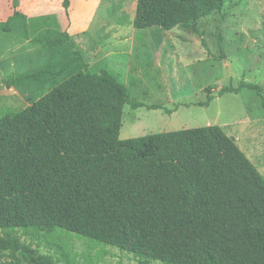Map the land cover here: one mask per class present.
<instances>
[{
	"label": "trees",
	"instance_id": "16d2710c",
	"mask_svg": "<svg viewBox=\"0 0 264 264\" xmlns=\"http://www.w3.org/2000/svg\"><path fill=\"white\" fill-rule=\"evenodd\" d=\"M70 4L62 2L67 16ZM224 6L225 0H137L132 25L198 34V21ZM33 42L71 47L60 72L84 61L67 31ZM243 89L254 90L264 107L256 84L218 94ZM207 92L202 106L214 99ZM140 104L108 70H86L1 116L0 248L13 246L2 235L7 231H62L132 254L139 264H264V176L236 139L212 125L121 139L125 106ZM27 251L34 264H56ZM62 256L83 264L64 249Z\"/></svg>",
	"mask_w": 264,
	"mask_h": 264
},
{
	"label": "rangeland",
	"instance_id": "374dc122",
	"mask_svg": "<svg viewBox=\"0 0 264 264\" xmlns=\"http://www.w3.org/2000/svg\"><path fill=\"white\" fill-rule=\"evenodd\" d=\"M13 2L0 0V18L6 17L9 8L17 14L22 3L21 9L29 17L32 35L36 33L48 40L62 37L66 14L61 0H40L39 3L16 0L17 7ZM87 2L82 4L81 0H74L73 13L91 10L89 27L71 35L84 61L74 62L61 72L63 63L73 55L71 47L31 46L26 42L22 17L0 26V118L7 111L23 110L79 71L96 72L102 64L97 54L110 40L106 35L121 29L128 33L137 30L132 25L137 0ZM69 10L71 12V6ZM70 16L71 13L67 16L68 21ZM151 29L159 32L153 37L155 42L157 40L156 45L162 42L171 48L170 57L162 62V66L153 62L144 66L132 64L133 72L142 71L146 78L137 79L138 75L127 78L130 101L137 105L143 103L144 108L132 112L133 108L126 105L122 130L134 125L131 138L162 132L150 125L153 121L161 122V118L147 108L164 107L167 117L174 116L169 122L172 123L168 127L170 130L208 124L221 127L236 139L240 149L264 176V107L260 96L249 89L238 94H218L226 86L251 83L259 85L264 96V0H225L223 10L198 21V34L180 28L170 32L160 27ZM147 53V57L153 59L154 53ZM36 73H39L38 79L21 78ZM208 88L214 99L209 105L202 106L201 103L207 102ZM2 235L14 243L0 248V264H34L27 250L35 257L48 256L56 264H66L62 259L63 249L76 254L77 261L83 264H139L132 254L79 239L67 232L49 235L14 230Z\"/></svg>",
	"mask_w": 264,
	"mask_h": 264
},
{
	"label": "crops",
	"instance_id": "0c3cea01",
	"mask_svg": "<svg viewBox=\"0 0 264 264\" xmlns=\"http://www.w3.org/2000/svg\"><path fill=\"white\" fill-rule=\"evenodd\" d=\"M70 1H71V5H70L71 12L69 10V13H71V16H70V20L68 21L67 15H66L65 32L67 31L70 33V35L73 36V35H77L79 33L84 32L89 27L88 21L91 20L92 16H91V10L77 11L73 13L74 0H70ZM84 1L86 4H88L87 0H81V3L83 4ZM39 2L40 0H31L30 3H39ZM62 2L63 0H61V4ZM21 5L22 3L18 6L16 11L18 13L25 15L23 10L21 9ZM9 9L10 10H8L6 13V17L0 18V26L3 25V23L6 21L9 23V21L13 20L14 18L22 17L20 15L14 14V11H12L11 8ZM62 9L65 12L63 5H62ZM25 16H26V21L24 20L23 17H22L23 18L22 20L24 21V32L26 36V42L30 44L31 46L44 45V43L33 42L34 40L48 41V39H44L42 38L43 36H39V34H36V33L32 35L30 33V25H29V20H28L29 17L27 15ZM167 32H170V31H167ZM129 33L121 29V30L112 32V34H107L106 36H108V39L110 40L107 42L106 46H103L102 48H100L97 54L98 57H100L99 62H101L102 64L100 63L101 65L99 66L96 72H99L101 69H106L110 73H112L115 77H117V79L125 85L127 84V78L129 79L131 78V76L134 78L136 75H138L137 79L146 78L145 76L142 75V71L134 73L133 72L134 70L131 69L132 64L135 63V66L137 65L144 66V65H149L150 62H153V64L162 66L163 64L162 62H164L165 59L167 60L170 57L169 52L171 49L170 47H168V44L166 43L162 44L161 42V44L156 45L157 40L155 42L153 37H156V35L159 34L158 31H155L152 29L151 30L146 29V30H134L130 34ZM172 48L175 49L176 48L175 45H173ZM149 51H151V53H154L153 59L147 57L148 56L147 52ZM174 55L177 56L175 53ZM142 83H145V82H142ZM155 83L158 84L159 82H155ZM173 100L174 99L171 96V101ZM140 105H143V106L138 107L136 109L133 108L132 112H134L135 110L144 108L143 103H141ZM147 109H149V112H154L153 115H158L161 118V122L153 121L150 123L153 129L156 128L161 131L163 130L162 132H157V133L179 131V130L168 129V127L172 124V123L170 124L169 122L174 119V116L167 117L165 113L163 112L164 107L158 108V109H150V108H147ZM208 125H211V124H208ZM132 126H130L129 129H126L124 131L121 130V133H120L121 139H129L131 138V136H133L134 132L131 130Z\"/></svg>",
	"mask_w": 264,
	"mask_h": 264
}]
</instances>
